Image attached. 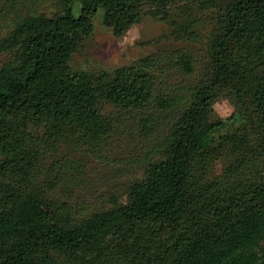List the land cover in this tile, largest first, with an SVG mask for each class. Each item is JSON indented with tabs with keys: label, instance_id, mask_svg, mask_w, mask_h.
<instances>
[{
	"label": "trees",
	"instance_id": "trees-1",
	"mask_svg": "<svg viewBox=\"0 0 264 264\" xmlns=\"http://www.w3.org/2000/svg\"><path fill=\"white\" fill-rule=\"evenodd\" d=\"M57 1L52 15L19 14L0 43V143L9 154L0 160V264H264V0ZM182 2L216 10L203 80L186 96L157 94L158 57L111 73L71 68L99 9L120 36L143 9L169 21ZM173 65L194 71L188 56ZM222 96L237 109L229 124L211 121ZM108 107L141 115L149 135L152 125L168 128L125 201L112 196L81 215L53 195L43 135H106ZM238 120L240 136L214 139ZM43 127L58 132L40 136Z\"/></svg>",
	"mask_w": 264,
	"mask_h": 264
},
{
	"label": "rangeland",
	"instance_id": "rangeland-1",
	"mask_svg": "<svg viewBox=\"0 0 264 264\" xmlns=\"http://www.w3.org/2000/svg\"><path fill=\"white\" fill-rule=\"evenodd\" d=\"M180 5L178 15L169 21L143 9L142 18L120 36L102 24L103 11L99 9L91 35L72 55L71 68L77 73H111L136 65L149 56L158 57L161 70L153 74L157 94L186 96L190 88L203 80L206 44L216 26V10L211 6L199 7L196 3L185 5L182 2ZM59 8L57 0H0V43L19 14L29 11L52 15ZM75 15H78L77 7ZM181 56L192 59L193 73L185 74L174 67L173 63ZM6 58L7 54L1 52L0 62ZM236 110L231 100L222 96L213 105L211 121L229 124L230 118H238ZM105 111L115 121L106 135H83L81 138L74 135L62 139L43 135L48 147L45 175L56 182L53 195L75 207L81 215L107 208L112 196L125 201L127 187L140 180L145 168L158 159L168 128L165 122L158 130L152 125L149 135V130L143 128L141 115H128L110 107ZM244 125L245 122L238 120L237 125L231 129L226 127L214 139L227 132L240 136ZM49 132L57 133L58 130L43 127L37 131L40 136ZM2 144L0 160L3 161L9 154ZM52 163L54 169L49 171L46 166L51 168ZM227 164L226 157L217 159L215 173L221 175Z\"/></svg>",
	"mask_w": 264,
	"mask_h": 264
}]
</instances>
